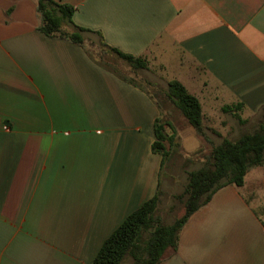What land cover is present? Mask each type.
<instances>
[{"label":"crops","instance_id":"0c3cea01","mask_svg":"<svg viewBox=\"0 0 264 264\" xmlns=\"http://www.w3.org/2000/svg\"><path fill=\"white\" fill-rule=\"evenodd\" d=\"M56 1L74 7L86 38L142 56L147 67L134 77L114 71L37 30V0H0V264H91L157 190L155 214L163 200L172 205L187 178L179 189L176 171L162 176L151 143L155 119L165 112L167 121L171 107L147 85L166 90L177 79L207 109L240 104L242 118L264 109V0ZM250 172L257 195L264 165L243 185L217 189L158 264H264V223L244 193ZM229 198L237 199L234 231L208 238L224 228L216 219ZM121 264L135 263L126 255Z\"/></svg>","mask_w":264,"mask_h":264},{"label":"trees","instance_id":"16d2710c","mask_svg":"<svg viewBox=\"0 0 264 264\" xmlns=\"http://www.w3.org/2000/svg\"><path fill=\"white\" fill-rule=\"evenodd\" d=\"M73 10L74 7L69 3L37 0V30L46 36L68 39L87 48L94 55L90 46L95 43L85 37V32L91 30L72 21ZM98 42V53H103L98 47L106 49L105 54L116 55L124 60L131 71L147 67L144 57L124 53L100 40ZM160 94L164 101L177 108L199 135L206 138L200 102L182 82L177 79L169 80L167 89L161 90ZM240 106L225 105L221 109L224 112L231 111L243 122L244 119L240 118L238 113ZM167 124L172 126L164 119H155L154 140L151 143V150L160 153L163 159L168 155V147L175 138L173 128L172 133L165 131ZM258 165H264V120L258 122L253 132L241 134L235 139L224 137L220 142L212 144L202 165L188 172L183 191L174 195L183 204L181 215L167 223L155 214L158 203L157 190L153 196L129 213L104 239L91 264H121L126 255L131 256L135 264H158L167 248H176L178 233L191 214L204 206L212 194L222 186L243 185L247 171Z\"/></svg>","mask_w":264,"mask_h":264},{"label":"rangeland","instance_id":"374dc122","mask_svg":"<svg viewBox=\"0 0 264 264\" xmlns=\"http://www.w3.org/2000/svg\"><path fill=\"white\" fill-rule=\"evenodd\" d=\"M98 41V38L94 37L93 42L95 45L90 46V49L96 56H98V60L116 69L120 73L133 76L134 71L130 70L128 64L124 60L118 58L116 55L105 54L106 49L101 47H98V49H101V51L103 50V53H98L97 46L100 45ZM146 87L151 92V94L161 102L162 108L167 110L168 108H165L167 105L160 94L161 89L151 85H147ZM219 104V102L214 103L213 108L215 109L211 110L205 108L207 103L201 101L203 113L206 112V117H204L202 122L206 132V138L203 137V142L201 141L202 138L196 133L192 125L179 113L177 108L173 105H168L171 107V109H168V111H170V115H168L167 119L170 122L172 121L171 123L178 127L176 129L174 141L169 146L168 155L164 158L162 176H166L167 168L172 169V171H176L178 174L177 177L179 189L182 186L180 179L185 180L187 178V172L202 165L214 142H220L224 137L235 139L241 134L253 132L258 126V122L264 120V109L259 110V112L255 114L248 115L246 118H242L240 116V118L244 119L243 122H240L231 111L224 112L222 109L220 110L218 107ZM166 115L167 114L165 112H161L159 113V118L166 119ZM172 127L173 126L167 124L164 128L167 133H172ZM252 175L253 172H250V174L246 176L247 186L245 188L246 192L244 193H246L250 198L248 201L249 206L255 210L254 212L256 216L264 223V212L261 211L262 207H264V187L262 186L260 189H258L257 195H250L248 187L250 183H252ZM253 197L257 198L253 199ZM174 199L170 200L171 202L173 201L172 205L169 204L168 199H165L160 203V206L157 210V215H159L164 222H172L174 218L178 217L183 212L182 202L177 198ZM220 204H222L221 210L226 212L224 214L220 213L216 221L221 222V225H224V228L218 229L216 232L210 231L207 235L208 238L220 239L227 237L228 232L234 231L232 223L237 222V199H224L220 201Z\"/></svg>","mask_w":264,"mask_h":264}]
</instances>
